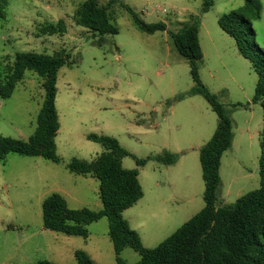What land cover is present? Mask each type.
Segmentation results:
<instances>
[{
  "label": "rangeland",
  "instance_id": "374dc122",
  "mask_svg": "<svg viewBox=\"0 0 264 264\" xmlns=\"http://www.w3.org/2000/svg\"><path fill=\"white\" fill-rule=\"evenodd\" d=\"M85 1L9 0L0 18L2 71L19 53L71 55V65L60 70L57 83L61 162L18 154L0 162V264H78L77 251L96 264H117L106 218L88 226V237L43 228V202L54 193L71 210L103 208L99 180L68 169L74 159L93 161L104 152L89 135L112 137L133 155L123 160V167L139 170L144 197L123 216L144 247H158L205 207L199 151L213 138L219 119L205 98L187 95L194 86L190 66L171 36L192 18L200 25L201 80L234 124L233 145L221 161L218 206L234 204L260 188L263 108L253 103L258 76L219 26L220 18L243 7L245 0H115L109 12L118 34L104 36L75 23ZM99 1L107 7L114 0ZM261 2L262 17L253 28L254 41L264 50ZM126 7L147 24L166 23L168 31L142 32ZM61 19L67 25L65 35L40 34L42 27ZM42 83L28 71L10 99L0 96V135L27 141L35 133L44 101ZM165 152L178 155V162L166 166L151 160L137 167L136 159ZM121 259L136 264L141 256L127 248Z\"/></svg>",
  "mask_w": 264,
  "mask_h": 264
},
{
  "label": "trees",
  "instance_id": "16d2710c",
  "mask_svg": "<svg viewBox=\"0 0 264 264\" xmlns=\"http://www.w3.org/2000/svg\"><path fill=\"white\" fill-rule=\"evenodd\" d=\"M114 1L107 7L99 0H86L77 9L75 23L100 36L118 34L109 12ZM9 0H0V18L5 17ZM208 7V5H207ZM137 27L144 33L167 32L164 22L147 24L134 12ZM207 9V8H206ZM263 13L261 0H245L243 7L225 14L219 20L220 28L235 42L241 56L249 60L258 76L253 103L261 104L264 124V50L254 41L253 25ZM67 33L66 22L61 19L56 25L40 29L43 36H63ZM199 21L192 18L182 30L171 33L175 48L188 62L194 83L189 96H202L217 114L219 123L213 138L200 148V163L205 183V207L191 220L182 225L172 236L158 247H144L140 235L134 231L123 214L134 207L143 197L139 170H127L123 160L133 155L121 146L118 140L108 136L89 135L88 140L100 144L104 152L93 161L74 159L68 169L79 176H90L99 180V197L103 208L71 210L66 199L58 193L43 202V228L46 231L69 236L88 237V226L104 218L109 221V236L114 244L117 264H127L121 259L122 252L130 248L140 254L136 264H264V133L261 143L260 188L239 198L234 204L218 206L222 184L220 175L223 155L232 147L235 133L233 120L218 97L203 84L199 64L204 55L199 39ZM71 55L65 51L53 56L35 52L19 53L13 65L4 72L0 69V96L10 99L26 75L31 71L42 79L44 101L37 117V128L29 140H17L0 135V162L10 154L23 157H42L60 163L56 138L60 131L56 107L58 74L71 65ZM183 99V96L180 97ZM243 107L238 104L235 107ZM155 160L166 166L175 165L179 157L165 152L155 158L136 159L138 168ZM78 264H96L83 252L75 253ZM37 264H54L40 261Z\"/></svg>",
  "mask_w": 264,
  "mask_h": 264
}]
</instances>
